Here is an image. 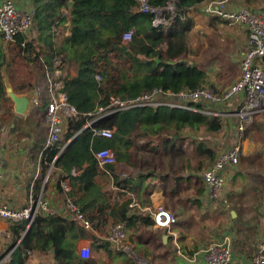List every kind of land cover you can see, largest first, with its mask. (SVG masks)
<instances>
[{
    "label": "trees",
    "instance_id": "trees-1",
    "mask_svg": "<svg viewBox=\"0 0 264 264\" xmlns=\"http://www.w3.org/2000/svg\"><path fill=\"white\" fill-rule=\"evenodd\" d=\"M50 1L54 12L59 13L62 7L73 1L69 16L59 15L62 20H70L72 34L57 50V54H64L66 59L78 64L75 77H62L64 87L61 90L66 93L67 101L78 113L64 119L60 139L45 147L43 176L53 164L52 172L56 171L58 174L57 193L63 199L66 195L61 180L68 176L72 178L71 195L74 198L77 196L74 187L77 182H81L80 186L85 193L75 201L92 221L93 227L101 230L107 222L110 204L105 192L95 183V177L99 174L95 152L110 148L118 161L136 166L142 159L138 140L144 139L147 150L158 158V161L153 162L147 155L148 162L145 165L160 166L172 177L171 181L164 184V192L177 194L182 190L188 195L189 191L195 189V200L190 195L188 197H191V203L200 208L199 198L207 188L202 173L216 161L215 139L226 125V118L222 114H210L207 111L221 110L223 103L239 110L243 99L222 101L217 107L209 101L188 102L198 110L170 105H138L101 115L90 126L87 123L92 119L93 113L99 112L100 106L105 107L111 103L113 96L134 99L156 87L179 91L206 85H211L218 93H222V89L207 79V72L190 55L195 49L191 47L193 21L188 13L192 7H199L206 0H176L178 13L167 33L152 25L150 14L136 10V0ZM167 1L150 0L154 5H166ZM37 2L36 9L39 11L42 5L39 0ZM219 18L214 16L212 19ZM220 21L228 23L225 19ZM130 29H134L135 33L130 41L124 42L123 34ZM112 57L117 62H113ZM5 58L0 46L1 107L8 100L4 84L5 73L2 71V67L7 66ZM46 64V61L38 62L35 58L31 68L19 69V83L47 75ZM21 66L24 67V64ZM6 74L13 75L11 66L7 67ZM97 74H101L102 79H98ZM26 86L33 88L34 84ZM261 114H257L253 122L247 125L245 134L251 130H261L259 125H264V118L262 123L256 121ZM98 128L114 129V134L112 137L96 135L95 129ZM75 170H80V173L73 176L72 172ZM146 175H151L149 168L143 176ZM132 179L130 177L120 183L133 189ZM170 183L172 185L168 187ZM41 186L42 178L33 187L36 197ZM146 202H149V198L143 200L136 194V205L129 207L136 212ZM128 205L126 203L122 222L124 221L127 229H131L136 226L139 216L127 217ZM93 208L97 209V213L87 215L86 212ZM171 213L177 219L176 214ZM141 223L150 224L148 213L143 215ZM11 229L17 234L16 242L21 240L8 264H26L29 252L46 253L52 249L57 264H100L97 260L85 259L76 253L71 235L74 231L78 232L75 230L76 223L62 214L42 211L29 226L26 221H21L12 224ZM106 247L108 248L107 245ZM112 255L117 257L116 253Z\"/></svg>",
    "mask_w": 264,
    "mask_h": 264
},
{
    "label": "crops",
    "instance_id": "crops-1",
    "mask_svg": "<svg viewBox=\"0 0 264 264\" xmlns=\"http://www.w3.org/2000/svg\"><path fill=\"white\" fill-rule=\"evenodd\" d=\"M207 1L197 8L192 7L188 16L193 22L206 16L210 26H215L212 19L214 16L204 11ZM15 2L20 8L33 7L35 20L31 29L26 34L18 35L14 41H5L0 32V46L3 48L7 63L6 67H2V71L5 73L4 84L8 97L3 107L0 106V170L4 174L0 180V204L8 203L13 207H23L27 204L32 192L34 193L35 182L42 178L38 197L47 201L54 213L68 217L65 198L60 197L56 189L58 174L53 171L52 178L48 182L45 181L42 159L49 136V123L46 119L47 105L61 95L64 87L62 77L73 78L78 73V64L75 61L66 59L64 54H57V50L72 34L70 20L68 18L62 20L59 15L61 13V16L68 17L72 6L68 4L62 7L59 13L54 12L53 3L50 0H39V4L42 5L39 11L36 9L37 0H15ZM228 4L231 8L242 6L252 10L264 8V0H228ZM136 10H138L137 7ZM225 25L230 27L235 39L230 57L231 61L238 66L247 49L248 30L239 24L225 22ZM223 30L226 33L225 28ZM223 36L221 40L225 41ZM35 58L38 62L46 61L47 75L19 83L21 81L19 69L31 68ZM214 58H217L216 61ZM214 58L212 62H217L223 68L224 62L220 56ZM112 61L117 62V59L112 57ZM193 61L203 68L198 57L194 56ZM206 61L208 62L207 59ZM22 63L24 67L21 66ZM10 66L13 75L6 74V69ZM206 67H209L208 71L205 70L207 79L211 80L216 87H222V90L220 89L222 92L241 74V71L235 72L237 76L231 78L233 76L231 75L224 83H220L222 79L218 82L216 75L213 74L212 68L215 66L209 63ZM23 83L34 84V86L29 88ZM8 84L12 85L15 93L26 96L24 111L20 112L16 109L15 101L8 93ZM225 84L226 87L223 88ZM263 112L261 113L264 114ZM224 114L226 116L222 115L226 117L225 120L227 121L229 117L231 124L225 125L223 132L215 139L217 154L236 142L237 118L229 110ZM262 114L256 119L258 123L263 121ZM259 126H261L260 131L251 130L248 134L244 132L243 153L239 163L234 167L228 165L223 170L226 180L223 199L213 200L206 188L199 198L200 208L195 203H191L192 199L196 198L193 197L195 189L188 192L192 199L182 190L177 194L164 192V184L171 181L172 177L160 166L145 165L148 162L147 155L153 162L158 161V158L152 156V152L147 150L144 139L138 140L142 159L136 166L117 159L115 163L107 167L99 166L95 183L108 197L110 208L107 222L101 230L95 227L88 230L75 222V230L78 232L74 231L71 235L76 253L80 245L89 244L93 251L91 259L97 260L100 264H206L204 250L212 239L227 241L231 245L236 264H252L264 232V125ZM148 168L151 175L143 176ZM72 173L76 176L80 170ZM130 177L133 178L131 181L133 189L120 183L124 179L129 180ZM66 179L71 185L72 178L68 176ZM80 185L81 182H77V186L74 187L77 191L75 198L71 195L74 201L85 193ZM171 185L172 183L168 184V187ZM136 194L143 200L149 198V202L135 212L129 206L136 205ZM126 203L129 204L127 217L139 216L136 226L128 229L129 237L137 253L136 258H131L120 250L117 253L118 249L105 240L111 225L122 222ZM157 205H164L176 214L177 219L169 228L154 225L152 213ZM96 213V208L86 212L87 215ZM145 213H148L149 225L141 223ZM69 219L72 218L69 217ZM165 234L168 236L164 239ZM16 238L17 234L12 232L10 223L0 220V264L10 262L11 255L21 240L16 242ZM102 245H107L108 248ZM110 253H116L117 257ZM28 256L26 264H56L53 249L46 253L29 252Z\"/></svg>",
    "mask_w": 264,
    "mask_h": 264
},
{
    "label": "built area",
    "instance_id": "built-area-1",
    "mask_svg": "<svg viewBox=\"0 0 264 264\" xmlns=\"http://www.w3.org/2000/svg\"><path fill=\"white\" fill-rule=\"evenodd\" d=\"M136 2L138 11L151 15V22L154 27L164 31L170 29L178 13L176 0H168L166 5H154L150 0H136ZM204 11L208 15L225 19L230 24L242 25L248 30L247 49L239 64L241 74L234 83L222 93H218L211 85H206L196 89L184 88L179 91L156 87L134 99H122L119 96H113L108 106H100L99 112L92 114V119L88 121L87 126H90L101 115L138 105H170L198 110L197 107L188 104V102L209 101L217 107L224 101L243 99V105L239 110L223 103L221 110L207 111L210 114L225 115L224 112L229 110L237 118L236 142L217 154L216 161L202 173L210 197L220 201L223 199V188L226 186L223 170L228 165L234 167L239 163L243 153L242 140L245 129L247 125L253 122L257 114L264 111V8L258 10H252L245 6L231 8L228 0H208L204 5ZM34 17L35 9L33 7L20 8L15 0L0 1V32L4 40L14 41L18 35L26 34L34 24ZM134 33V29L126 31L123 34L124 42L130 41ZM97 78L102 79L101 74H97ZM77 113L75 107L67 101L65 92L48 103L46 119L49 123V136L46 148L60 139L64 130V119L75 116ZM230 124L228 117L226 125ZM95 134L112 137L114 129L98 128L95 129ZM95 156L99 166L103 168L116 162V155L110 148L97 150ZM52 167L53 164L45 175L47 182L52 178ZM3 177L4 174L0 170V180ZM61 186L66 195L64 203L68 210V218H72L85 229H93L92 221L86 217L84 211L70 194V182L63 179ZM42 211L54 213L47 201L43 200L42 197H36L32 192L27 204L23 207H13L8 203L0 204V220H5L10 225L26 221L29 226ZM152 218L156 227L169 228L176 221L174 215L164 205L155 207ZM105 240L125 252L129 257L136 258L137 253L124 222L119 221L111 225ZM78 253L85 259L93 257V251L89 244L80 245ZM204 253L206 264H236L233 249L227 241L217 240L209 243ZM252 264H264V232Z\"/></svg>",
    "mask_w": 264,
    "mask_h": 264
},
{
    "label": "rangeland",
    "instance_id": "rangeland-1",
    "mask_svg": "<svg viewBox=\"0 0 264 264\" xmlns=\"http://www.w3.org/2000/svg\"><path fill=\"white\" fill-rule=\"evenodd\" d=\"M213 22H215V26L214 25L210 26L208 22V18H206V16L199 20L196 19L193 22V27L190 33V37H191V46L195 50L192 51V54L190 55L193 58L194 56L199 58V60L203 65L204 70L207 71L209 70V67H206V65L209 66V63L210 65H214L215 67L212 68V70L214 71L213 74L216 75V79H218V82L222 79L221 80L222 82L220 83H224V81L228 79L231 75H233L231 78L237 76L238 74H234L235 72L239 71L240 73L239 65L237 64L238 66H236V64H234L231 61V57H230V51L232 50V47L234 45L233 42L235 41V39L231 34L232 30L230 29V27L225 25V23L223 24L220 21V19H215L213 20ZM223 28H225L226 33L224 32ZM222 35H224L223 37H225V41L221 40ZM215 56L217 57L220 56V59L224 62L222 64L223 68H221V66H219L217 62H212L214 59H215L214 61H216L217 58H214ZM206 59L208 60V62L209 61L211 62L208 63ZM204 65L207 69H205ZM220 70H222V72H220ZM225 86L226 84L224 85V87ZM223 193H224V188H223ZM213 241L215 240L211 239L209 243ZM123 256L125 257V255Z\"/></svg>",
    "mask_w": 264,
    "mask_h": 264
},
{
    "label": "water",
    "instance_id": "water-1",
    "mask_svg": "<svg viewBox=\"0 0 264 264\" xmlns=\"http://www.w3.org/2000/svg\"><path fill=\"white\" fill-rule=\"evenodd\" d=\"M69 6L73 5V1H69ZM8 93L10 95V97L15 101L16 104V109H18V111L22 112L24 111V109L26 108V96L25 95H18L17 93L14 92L12 85L8 84ZM67 145V143H66ZM64 145V147L66 146ZM168 235H163V238H167Z\"/></svg>",
    "mask_w": 264,
    "mask_h": 264
}]
</instances>
